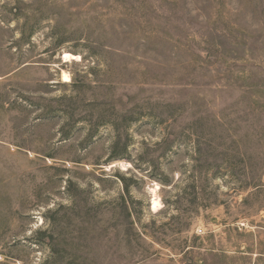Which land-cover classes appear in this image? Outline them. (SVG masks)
<instances>
[{"label":"rangeland","instance_id":"obj_1","mask_svg":"<svg viewBox=\"0 0 264 264\" xmlns=\"http://www.w3.org/2000/svg\"><path fill=\"white\" fill-rule=\"evenodd\" d=\"M0 264H264V0H0Z\"/></svg>","mask_w":264,"mask_h":264},{"label":"bare ground","instance_id":"obj_2","mask_svg":"<svg viewBox=\"0 0 264 264\" xmlns=\"http://www.w3.org/2000/svg\"><path fill=\"white\" fill-rule=\"evenodd\" d=\"M78 58L80 60L79 56H75V55H72L70 53H64V55H63V60L64 61L77 60ZM63 80H64V82H69L70 78H69V76L67 74H63ZM152 205H153V207H152L153 211H156L158 209V207H159V202L156 199H154L153 202H152Z\"/></svg>","mask_w":264,"mask_h":264},{"label":"trees","instance_id":"obj_3","mask_svg":"<svg viewBox=\"0 0 264 264\" xmlns=\"http://www.w3.org/2000/svg\"><path fill=\"white\" fill-rule=\"evenodd\" d=\"M121 181L124 183L125 193L128 194L129 191H128V186L125 184V179L122 178ZM130 217H131V215H130V213H128V218H130Z\"/></svg>","mask_w":264,"mask_h":264}]
</instances>
